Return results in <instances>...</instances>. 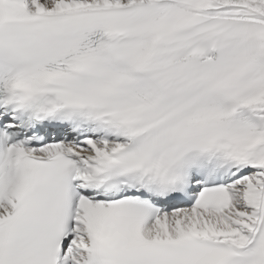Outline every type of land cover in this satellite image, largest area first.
I'll return each mask as SVG.
<instances>
[{
    "label": "snow or ice",
    "instance_id": "1",
    "mask_svg": "<svg viewBox=\"0 0 264 264\" xmlns=\"http://www.w3.org/2000/svg\"><path fill=\"white\" fill-rule=\"evenodd\" d=\"M0 264H264V0H0Z\"/></svg>",
    "mask_w": 264,
    "mask_h": 264
}]
</instances>
